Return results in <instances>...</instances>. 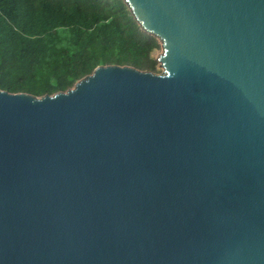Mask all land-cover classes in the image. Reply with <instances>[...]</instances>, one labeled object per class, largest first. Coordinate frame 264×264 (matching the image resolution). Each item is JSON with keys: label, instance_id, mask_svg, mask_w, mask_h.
Here are the masks:
<instances>
[{"label": "water", "instance_id": "obj_1", "mask_svg": "<svg viewBox=\"0 0 264 264\" xmlns=\"http://www.w3.org/2000/svg\"><path fill=\"white\" fill-rule=\"evenodd\" d=\"M162 73L0 88V264H264V0H124Z\"/></svg>", "mask_w": 264, "mask_h": 264}, {"label": "trees", "instance_id": "obj_2", "mask_svg": "<svg viewBox=\"0 0 264 264\" xmlns=\"http://www.w3.org/2000/svg\"><path fill=\"white\" fill-rule=\"evenodd\" d=\"M159 40L124 0H0V88L66 91L99 65L157 71Z\"/></svg>", "mask_w": 264, "mask_h": 264}, {"label": "rangeland", "instance_id": "obj_3", "mask_svg": "<svg viewBox=\"0 0 264 264\" xmlns=\"http://www.w3.org/2000/svg\"><path fill=\"white\" fill-rule=\"evenodd\" d=\"M160 53H162V47L156 49V50L154 51L153 55H154L155 58H157L158 55H159ZM162 71H163V67H162V66L160 65V63L158 62L156 73H162Z\"/></svg>", "mask_w": 264, "mask_h": 264}]
</instances>
